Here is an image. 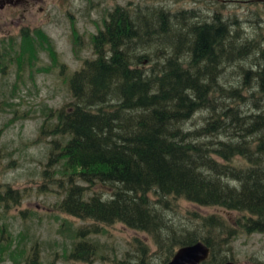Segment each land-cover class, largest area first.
Here are the masks:
<instances>
[{
  "label": "trees",
  "instance_id": "obj_1",
  "mask_svg": "<svg viewBox=\"0 0 264 264\" xmlns=\"http://www.w3.org/2000/svg\"><path fill=\"white\" fill-rule=\"evenodd\" d=\"M133 10L118 6L109 12L104 26L91 35L94 57L84 59L68 81L72 100L55 112L51 128L42 125L41 135L54 137L50 161L60 156L71 170L60 207L83 219L122 222L146 233L162 254L161 264L179 247L199 240L211 249L204 264H222L231 235L224 220L204 218L200 227L207 233L177 228L167 219L170 198L239 211L238 223L246 231L264 232V114L245 113L241 104L246 95L220 83V59L238 54L225 23H193L190 11L173 19L163 10L154 22L141 9ZM29 38L20 49L14 40L8 48L1 41V72L9 63L25 60V44L38 42ZM227 40L228 49L223 46ZM77 44L79 50V38ZM31 57L34 64L38 57ZM245 73L244 80L256 78L264 93V64ZM236 98L241 102L232 104ZM202 110L210 113L205 124L187 126ZM217 136L220 140L213 138ZM236 156L247 166L234 163ZM87 183L112 191L107 198L103 191L85 198ZM7 197L0 194L1 201ZM89 232L81 227L76 235ZM135 241L136 255L121 263L147 264L150 246ZM72 256L89 261L95 250L82 241Z\"/></svg>",
  "mask_w": 264,
  "mask_h": 264
},
{
  "label": "rangeland",
  "instance_id": "obj_2",
  "mask_svg": "<svg viewBox=\"0 0 264 264\" xmlns=\"http://www.w3.org/2000/svg\"><path fill=\"white\" fill-rule=\"evenodd\" d=\"M47 4L46 12L39 10L40 5H45L42 2L32 15L25 13L20 20L21 28L15 33L0 34L2 48H8L14 40L13 44L20 49L29 37L38 38L37 43L25 44V60L9 63L5 72L0 71V194L8 196L7 200H0V264H123L121 261L126 257L136 255L135 240L150 246L151 250L145 254L147 264H161L162 254L155 252V245L146 233L122 222L106 224L61 209L70 186L71 170L60 156H56L59 161H50L54 137L41 135L42 125L47 122V128H51L57 121L55 112L72 100L68 81L84 59L94 57L91 35L104 26L109 12L118 6L132 12L139 8L154 22H157L156 12L163 10L173 19L176 14L190 11L193 23L216 19L225 23L237 43L238 54L220 59V83L224 88L237 87L246 95L241 104L245 113L264 114V93L259 91L256 78L252 80L248 76L251 82L244 80L246 70H259L264 64V3L250 0L226 3L222 0H48ZM154 22L150 23L156 25ZM22 26L25 27L22 29ZM3 40L7 46L1 42ZM229 43L227 40L223 46L228 49ZM31 55L38 57L34 64ZM217 95L221 98L219 93ZM255 99H260L259 105L255 104ZM241 100L236 98L232 104ZM225 101L231 100L225 98ZM209 114V110L197 112L186 125L201 127ZM220 137L213 138L220 140ZM221 138L227 136L222 134ZM58 139L63 140V137ZM234 163L240 167L248 164L240 156L234 157ZM85 185L89 186L85 198L95 191H103L107 198L112 191L101 184ZM169 205L167 219L177 228L197 227L198 233H207L208 229L200 227L204 218L216 216L224 220V229L230 230L231 235L223 246L222 254L227 255L223 263L264 264V232L246 231L238 223L241 212L221 206H203L182 198H170ZM81 227L90 232L86 236L76 235ZM95 229L98 231L94 232ZM82 241L90 243L95 250V256H90L89 261L72 257L74 247Z\"/></svg>",
  "mask_w": 264,
  "mask_h": 264
},
{
  "label": "flooded vegetation",
  "instance_id": "obj_3",
  "mask_svg": "<svg viewBox=\"0 0 264 264\" xmlns=\"http://www.w3.org/2000/svg\"><path fill=\"white\" fill-rule=\"evenodd\" d=\"M222 1L226 3V2H232L234 0H222ZM250 1L264 3V0H250ZM42 2H44L45 5H40L39 10L46 12V10L49 8L47 4L48 0H0V34L11 35V33H15L17 31L16 30L17 28L19 29L21 28L20 20L25 15V13H29L30 15H32L37 5ZM11 25L13 27H11ZM25 26H28V24H25ZM25 26H22V29ZM13 28H15L14 31L12 30Z\"/></svg>",
  "mask_w": 264,
  "mask_h": 264
},
{
  "label": "water",
  "instance_id": "obj_4",
  "mask_svg": "<svg viewBox=\"0 0 264 264\" xmlns=\"http://www.w3.org/2000/svg\"><path fill=\"white\" fill-rule=\"evenodd\" d=\"M210 252V247L199 240L193 244L179 247L167 264H204L210 257ZM224 264H234V262L227 261Z\"/></svg>",
  "mask_w": 264,
  "mask_h": 264
},
{
  "label": "bare ground",
  "instance_id": "obj_5",
  "mask_svg": "<svg viewBox=\"0 0 264 264\" xmlns=\"http://www.w3.org/2000/svg\"><path fill=\"white\" fill-rule=\"evenodd\" d=\"M228 20H229V19H228ZM261 26H262V25H261ZM229 27H230V26H229ZM232 30H233V29H232ZM240 31H241V30H240ZM253 38H254V37H253ZM253 50H254V49H253ZM253 50H252V51H253ZM258 56H259V55H258ZM201 102H202V101H201ZM201 106H202V105H201ZM166 209H167V208H166Z\"/></svg>",
  "mask_w": 264,
  "mask_h": 264
}]
</instances>
